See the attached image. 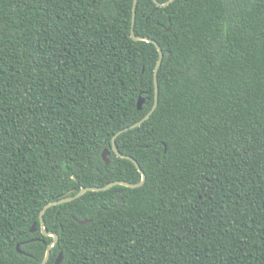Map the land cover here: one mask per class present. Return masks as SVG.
<instances>
[{
  "label": "trees",
  "instance_id": "16d2710c",
  "mask_svg": "<svg viewBox=\"0 0 264 264\" xmlns=\"http://www.w3.org/2000/svg\"><path fill=\"white\" fill-rule=\"evenodd\" d=\"M133 6L0 0V264L42 262L47 203L141 180L112 145L155 104ZM134 31L164 51L116 137L146 180L49 207L46 264H264V0H138Z\"/></svg>",
  "mask_w": 264,
  "mask_h": 264
},
{
  "label": "water",
  "instance_id": "95a60500",
  "mask_svg": "<svg viewBox=\"0 0 264 264\" xmlns=\"http://www.w3.org/2000/svg\"><path fill=\"white\" fill-rule=\"evenodd\" d=\"M137 1L138 0H134V6H133V26H132V30H131V35L132 37L135 39V40H146V41H152L153 43L156 44V46L158 47V50H159V59L157 61V64H156V67H155V74H154V77H155V86H156V96H155V104L154 106L151 108V110L142 118L140 119L139 121L133 123L132 125L128 126V127H125L123 129H120L113 137L112 139V145H113V148L115 150V152L119 155V156H122L124 158H128L130 160H132L135 165L137 166L138 170L141 172L142 174V177H144L143 179L141 178L140 181L138 182H130V181H126V180H115V181H112L104 186H86V187H82L78 192H76L75 194L73 195H69V196H65L63 198H60L58 200H54L52 202H49L47 203L41 210L40 212V222H41V227L43 229V232L45 235H50V236H53L54 239L53 241L48 245L47 247V250H46V254H45V257L43 258L42 262L40 264H46L50 258V255H51V249L52 247L55 245V243L57 242L58 240V234L53 232V231H48L46 228H45V221H44V213L46 212V210L53 206V205H56V204H61V203H64V202H67V201H71L73 199H76L78 197H80L81 195H83L85 192L87 191H101V190H106V189H109L111 188L112 186H115V185H124V186H127V187H131V188H135V187H138V186H141L145 180H146V173L144 172V170L142 169V167L140 166L139 162L134 158L132 157L131 155H128V154H124L122 152H120V150L117 148V145H116V137L123 133L124 131L130 129V128H134L136 126H139L143 121H145L147 118L150 117V115L153 113V111L155 110L157 104H158V97H159V87H158V81H157V74H158V69L162 63V60H163V57H164V51L163 49L161 48V46L159 45V43L152 39V38H149V37H144V36H137L135 34V31H134V21H135V16H136V6H137ZM173 0H168L164 3H161L159 2L158 0H155V2L159 5V6H167L168 4H170ZM169 55V53H168ZM143 103H144V99L142 97L139 98L138 100V108L141 109L142 106H143ZM108 149H105L102 156L103 158L105 159V161L107 163H109V158H108ZM89 220H84V221H81L82 223H85V222H88ZM32 231L36 230V225L34 224V226L32 227L31 229ZM17 249L19 252H23L20 248V244H17ZM62 260V254L60 253L58 258H57V263H60Z\"/></svg>",
  "mask_w": 264,
  "mask_h": 264
},
{
  "label": "snow or ice",
  "instance_id": "6c2138e0",
  "mask_svg": "<svg viewBox=\"0 0 264 264\" xmlns=\"http://www.w3.org/2000/svg\"><path fill=\"white\" fill-rule=\"evenodd\" d=\"M144 177H142V179H143Z\"/></svg>",
  "mask_w": 264,
  "mask_h": 264
}]
</instances>
